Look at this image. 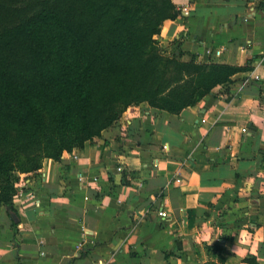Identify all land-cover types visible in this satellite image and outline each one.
Wrapping results in <instances>:
<instances>
[{"label":"crops","instance_id":"obj_1","mask_svg":"<svg viewBox=\"0 0 264 264\" xmlns=\"http://www.w3.org/2000/svg\"><path fill=\"white\" fill-rule=\"evenodd\" d=\"M171 1L188 14L155 36L167 54L251 70L177 114L129 106L62 164L18 173L0 264H200L216 244L264 264V0Z\"/></svg>","mask_w":264,"mask_h":264},{"label":"trees","instance_id":"obj_2","mask_svg":"<svg viewBox=\"0 0 264 264\" xmlns=\"http://www.w3.org/2000/svg\"><path fill=\"white\" fill-rule=\"evenodd\" d=\"M179 11L171 0H0V205L20 216L17 174L45 159L62 164L64 151L99 138L127 107L177 114L251 70L249 59L167 54L155 36ZM213 248L218 260L200 264H226L225 246Z\"/></svg>","mask_w":264,"mask_h":264},{"label":"built area","instance_id":"obj_3","mask_svg":"<svg viewBox=\"0 0 264 264\" xmlns=\"http://www.w3.org/2000/svg\"><path fill=\"white\" fill-rule=\"evenodd\" d=\"M180 11H182V12L184 13V15H187V14H188V10H187L186 8H181ZM204 121H205V120L202 119V122H204ZM73 158L76 159V158H77V155L74 154V155H73ZM117 171H122V168H121V167H117ZM18 178H19L18 183L15 182V183H17V184H25V183L27 182L26 177H25V176H21V174H20V176H18ZM176 181H179V179H176ZM17 184H15V186H16ZM158 214H159L160 216H165V215H166V213H165L163 210L159 211ZM78 247L80 248V244H79ZM79 248H78V249H79Z\"/></svg>","mask_w":264,"mask_h":264},{"label":"water","instance_id":"obj_4","mask_svg":"<svg viewBox=\"0 0 264 264\" xmlns=\"http://www.w3.org/2000/svg\"><path fill=\"white\" fill-rule=\"evenodd\" d=\"M10 216L13 218L14 221H17V220H18V218H17V216L15 215V213L11 212V213H10Z\"/></svg>","mask_w":264,"mask_h":264}]
</instances>
